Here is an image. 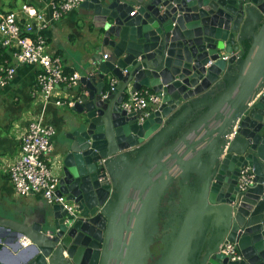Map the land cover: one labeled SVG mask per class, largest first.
I'll list each match as a JSON object with an SVG mask.
<instances>
[{"label":"water","instance_id":"95a60500","mask_svg":"<svg viewBox=\"0 0 264 264\" xmlns=\"http://www.w3.org/2000/svg\"><path fill=\"white\" fill-rule=\"evenodd\" d=\"M78 8L95 53L78 67L55 192L75 213L46 203L36 222L0 216V264L25 241L26 264H264V0ZM144 88L154 109H122ZM243 167L254 184L241 191ZM175 188L186 204L157 239ZM224 241L241 260L219 253Z\"/></svg>","mask_w":264,"mask_h":264},{"label":"built area","instance_id":"2783aa9c","mask_svg":"<svg viewBox=\"0 0 264 264\" xmlns=\"http://www.w3.org/2000/svg\"><path fill=\"white\" fill-rule=\"evenodd\" d=\"M82 0H55L50 3V13L46 17L33 6L23 4L19 10L0 14V54L2 50L11 52L12 63L0 62V88H5L13 80L16 68L20 65L38 67L36 74L37 90L33 96L42 103L53 102L56 106H71L72 100H54V92L59 86L74 88L79 80L77 72L66 73L61 60L47 52V42L42 32L49 24L78 8ZM132 15V13H131ZM106 58V55L103 56ZM114 81L109 83L112 90ZM159 104V98L149 89L129 92L121 104L127 112L142 111L145 114ZM55 130L40 120L29 122L21 135L19 155L8 170L9 179L15 194L26 197L40 194L49 204H61L74 214L76 205L57 197L58 164L50 160L52 137ZM52 163V164H51ZM254 174L249 167H243L238 179V188L243 191L253 186ZM25 246L26 243H23ZM231 261L241 260L242 256L234 243L222 242L220 252Z\"/></svg>","mask_w":264,"mask_h":264},{"label":"crops","instance_id":"0c3cea01","mask_svg":"<svg viewBox=\"0 0 264 264\" xmlns=\"http://www.w3.org/2000/svg\"><path fill=\"white\" fill-rule=\"evenodd\" d=\"M52 1L55 0H0V14L17 11L23 4H27L48 17ZM42 35L47 42V52L61 60L66 73L78 72V67L90 62L95 53L94 34L91 27L83 24L79 8L49 24ZM4 56V53H1L0 59H4ZM8 63H12V59ZM38 69L36 66L20 65L8 86L0 88V216L22 220V215H25L32 222L42 217V204L46 205V202L40 194L26 197L15 194L8 170L19 155L21 135L34 119L54 128L50 160H57L59 143L64 138L67 131L66 122L71 115L67 106H56L53 102L42 103L33 96L37 90ZM73 89L59 86L53 99L72 100ZM26 244L28 245V242ZM31 251V248L24 245L19 249L10 244L6 247L4 258L9 260V264H25L31 256ZM20 252H23L21 256Z\"/></svg>","mask_w":264,"mask_h":264},{"label":"flooded vegetation","instance_id":"af4514ba","mask_svg":"<svg viewBox=\"0 0 264 264\" xmlns=\"http://www.w3.org/2000/svg\"><path fill=\"white\" fill-rule=\"evenodd\" d=\"M189 193L193 194L194 188L189 189ZM179 195L180 194H179L178 189L175 188V190L172 191V196L164 199V202L162 204V206H163L162 211L160 212L161 230L157 236V239H162L166 235L167 231L163 230V227H165L166 225H173L174 224L173 220L180 216V214L183 210L182 205L186 204V200H185V197L181 200ZM155 249H156V247L154 246L152 249L153 252L155 251ZM157 252H158V248H157ZM31 255H32V253H31ZM27 262H28V260L26 261V263ZM193 264H198V258L195 259Z\"/></svg>","mask_w":264,"mask_h":264},{"label":"trees","instance_id":"16d2710c","mask_svg":"<svg viewBox=\"0 0 264 264\" xmlns=\"http://www.w3.org/2000/svg\"><path fill=\"white\" fill-rule=\"evenodd\" d=\"M249 44H250V41H247L246 44H245V47H244L245 50H247ZM2 53H4L5 56L3 57L4 59H2V60L0 59V62L1 63L5 62V61L6 62L11 61V52L10 51H8V50H2ZM69 73H72V72H69ZM160 247H162V246H160ZM157 248L159 249V246H156V249H155L154 252L158 254L159 251L157 252Z\"/></svg>","mask_w":264,"mask_h":264},{"label":"bare ground","instance_id":"6f19581e","mask_svg":"<svg viewBox=\"0 0 264 264\" xmlns=\"http://www.w3.org/2000/svg\"><path fill=\"white\" fill-rule=\"evenodd\" d=\"M27 243V242H26Z\"/></svg>","mask_w":264,"mask_h":264}]
</instances>
